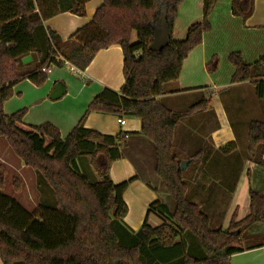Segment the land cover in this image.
I'll return each instance as SVG.
<instances>
[{"label":"trees","instance_id":"1","mask_svg":"<svg viewBox=\"0 0 264 264\" xmlns=\"http://www.w3.org/2000/svg\"><path fill=\"white\" fill-rule=\"evenodd\" d=\"M93 0H0V138L27 168L35 170L51 192L52 203L38 215L26 211L4 195V172L0 167V259L3 264H230L233 255L244 252L235 244L256 223L264 222V194L250 191V213L225 230H213L211 218L188 198L189 170L174 146L179 122L207 110L208 99L174 112L157 101L165 86L179 80L189 54L202 45L212 29L210 17L218 0H204V20L188 30L185 40L171 42L160 53L150 52L154 29L163 13L171 34L179 8L186 0H103L92 21L64 42L45 22L63 13L87 16ZM234 17L248 20L254 0H232ZM137 41L133 42V34ZM118 45L124 55L125 84L119 93L105 89L90 104L85 115L63 140L51 124L40 127L24 123L26 111L11 116L4 104L14 88L28 81L41 87L52 67L64 61L84 72L102 50ZM37 55L38 65L19 72L21 58ZM235 72L232 84L251 82L264 98V56L249 64L239 52L229 56ZM141 121V133L156 147L155 173L175 204L174 212L161 201L149 205L138 232L129 231L124 220L129 208L124 194L138 178L121 184L111 180L114 162L122 159L127 143L120 133L109 136L85 127L90 114ZM264 150V123L249 125V152ZM91 158L99 181L81 172L78 162ZM198 151L189 159L201 163ZM264 167V163H259ZM150 215L162 220L148 223ZM194 241L197 244V248ZM194 246L195 249H192Z\"/></svg>","mask_w":264,"mask_h":264},{"label":"crops","instance_id":"2","mask_svg":"<svg viewBox=\"0 0 264 264\" xmlns=\"http://www.w3.org/2000/svg\"><path fill=\"white\" fill-rule=\"evenodd\" d=\"M231 4L232 0H218L210 17L211 31L204 35L202 45L194 49L185 60L179 80L167 84L165 95L157 98L159 103L174 112L185 111L192 107L187 108L189 105L194 106L202 99L210 101L207 110L179 122L174 139L179 154H187L186 151L191 154L201 144V163L197 167L189 164L186 169L189 170L190 178L199 174V179L193 178L191 182L201 193L189 199L197 205H200L199 201L205 195L206 200L212 202H238L241 178L248 197L251 190L264 194V167L259 164L264 163V150L258 148L255 155L249 152V125L252 122L264 123V98L257 96L251 82L231 83L235 70L229 62V56L234 52L241 53L249 64L264 56V0H254L253 15L246 21L233 16ZM102 5L103 0H93L86 5L85 18L63 13L46 21L45 27L66 42L92 21ZM203 20L204 0L183 2L171 34L172 41L185 40L189 28ZM220 36L224 37L222 42L218 41ZM28 56L39 62L37 55L25 57ZM64 67L74 74L72 82L55 74L59 67H52L45 84V124L58 128L62 139L66 140L97 95L105 89L119 93L124 86L123 50L114 45L100 51L84 72L76 68L72 71L71 67L65 65L61 68ZM59 83L66 87V94L54 101L51 95ZM48 99L52 103H47ZM119 119L92 113L85 127L109 136L129 134L126 136L127 143L121 148L122 159L112 164L110 177L115 184L138 178L124 194L129 208L124 225L129 231L138 232L145 221L149 205L159 200L171 210V197L155 173L156 147L142 135L141 121L127 118L126 125L122 127ZM204 127L208 129L206 134L200 132ZM190 158L184 162H189ZM90 166V157H84L78 162L79 170L86 175L93 174ZM239 207L236 206L232 217L238 215ZM148 223L152 227H159L163 222L150 215ZM254 230L263 231L264 222L251 226L247 230L250 236L254 235ZM0 264H3L1 259Z\"/></svg>","mask_w":264,"mask_h":264},{"label":"rangeland","instance_id":"3","mask_svg":"<svg viewBox=\"0 0 264 264\" xmlns=\"http://www.w3.org/2000/svg\"><path fill=\"white\" fill-rule=\"evenodd\" d=\"M177 36H175V39ZM224 37L220 36L218 38L219 42H222ZM133 42L137 41V36L134 33ZM224 48H227L224 45ZM23 65H22V64ZM38 61H34L33 57L28 56L21 58L19 63V72H26L33 70L37 65ZM55 72L57 75H62L61 78H67L72 82V77L74 74L67 68H58ZM223 73L225 70H222ZM45 84L41 87H37L34 84L24 81L14 88L13 97L4 104V113L9 114V116L23 111H26V116L24 122L28 126L40 127L45 124ZM184 102L188 100H183ZM189 102V101H188ZM198 102V101H197ZM47 103H52L49 99ZM195 104V103H193ZM6 105V106H5ZM49 105V104H48ZM193 105H189L187 108ZM202 134H206L208 129L205 127L200 131ZM201 144L194 148L193 153L181 154L182 160L194 156L196 152L199 151ZM178 149V148H177ZM0 167L4 172L5 187L2 193L15 201H17L26 211L32 215L40 214V211L45 209L46 203H52L51 192L49 188L45 185V181L41 176L33 169L27 168L24 163L14 154L13 150L9 147L6 141L0 138ZM91 168V166H90ZM93 174H89V178L93 182H98L99 178L93 169ZM198 173V172H197ZM191 176V174H190ZM194 179H199V174H194ZM193 178H186V183L188 185V198L197 197V193L201 191L192 184ZM244 180L241 178L240 193L238 196V202H219L206 200V196L200 199V205L204 212L208 214L211 218L212 229L213 230H225L229 227L230 221L233 219L232 214L236 209V206H240L237 221L246 218L249 213V197L246 192H244ZM200 183V182H199ZM242 184V185H241ZM242 191V192H241ZM201 198L200 196H198ZM170 205L172 207V212H174L175 204L170 198ZM231 208V210H230ZM152 223V222H151ZM153 224V223H152ZM250 232L246 231L242 234L241 241L235 244L244 250V252L233 255L230 259V264H264V230L258 231L254 230V235L250 236ZM196 248L197 244L192 241ZM192 249H195L194 246ZM198 249V248H197ZM196 250V249H195ZM197 251V250H196Z\"/></svg>","mask_w":264,"mask_h":264},{"label":"water","instance_id":"4","mask_svg":"<svg viewBox=\"0 0 264 264\" xmlns=\"http://www.w3.org/2000/svg\"><path fill=\"white\" fill-rule=\"evenodd\" d=\"M171 42V32L169 29V26L167 24V15L166 13H163L159 25L154 29V38L153 42L149 46L150 52L160 53L165 48L169 46ZM66 94V87L59 83L56 87L54 92L51 95L52 100H57L63 97ZM190 162H183L182 164V171H186L188 165Z\"/></svg>","mask_w":264,"mask_h":264},{"label":"built area","instance_id":"5","mask_svg":"<svg viewBox=\"0 0 264 264\" xmlns=\"http://www.w3.org/2000/svg\"><path fill=\"white\" fill-rule=\"evenodd\" d=\"M64 65L71 67L72 71H75V67H72V65H70L68 62L64 61ZM49 74L51 73V70H49L48 72ZM119 124L124 127L126 125V119H119Z\"/></svg>","mask_w":264,"mask_h":264}]
</instances>
